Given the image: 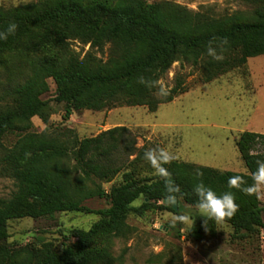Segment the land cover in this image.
<instances>
[{
    "label": "trees",
    "instance_id": "obj_1",
    "mask_svg": "<svg viewBox=\"0 0 264 264\" xmlns=\"http://www.w3.org/2000/svg\"><path fill=\"white\" fill-rule=\"evenodd\" d=\"M244 1L254 5L249 14L218 18L147 0H38L8 8L0 4V32L17 25L14 34L0 40V67L14 61L27 64L24 79L6 92L7 102L0 105L1 161L16 184L11 198L0 200V264H96L107 258L112 238L122 236L129 213L141 215L170 196L177 200L178 209L170 204L159 208L179 214L185 204L198 210L194 188L201 182L218 196L234 194L238 210L221 222L232 228L235 238L264 230L254 180L258 162L264 161V134H239L235 144L244 173L170 160L162 162L168 176L140 178L138 163L146 160L145 148H135L125 127L82 139L70 129L32 132L34 117L47 128L48 101L42 97L48 92V79L55 85L53 100L64 106L62 120L68 121L74 112L118 106L155 112L187 91L179 76L172 88L161 90L160 80L176 62L198 70L205 83L244 69L249 58L264 55V0ZM72 40L93 48L107 45L108 58L104 63L79 60L70 52ZM8 134L17 139L4 148L2 140ZM131 156L134 159L128 161ZM125 169L122 183L108 192L94 186L96 181L110 182ZM231 177L239 178L236 186L229 185ZM249 188L254 191H245ZM93 197L106 199L109 207L93 210L83 204ZM140 199L141 205L134 207ZM66 212L99 219L88 230L74 229L65 236L74 241L61 253L43 241L9 248V220L51 218ZM191 218L188 237L199 241L215 236L217 221L196 212Z\"/></svg>",
    "mask_w": 264,
    "mask_h": 264
},
{
    "label": "rangeland",
    "instance_id": "obj_2",
    "mask_svg": "<svg viewBox=\"0 0 264 264\" xmlns=\"http://www.w3.org/2000/svg\"><path fill=\"white\" fill-rule=\"evenodd\" d=\"M38 0H0L6 8L18 7ZM168 2L186 9L192 14H207L214 18L229 16L236 12L249 14L254 5L244 0H147ZM70 52L79 60H94L104 63L108 58V46L93 48L79 40L69 42ZM24 61H14L0 67V105L7 102L6 92L21 82L26 73ZM179 76L187 91L172 102L161 104L155 112L146 107L118 106L100 112H74L68 121H63L64 106L54 99L55 85L47 80L48 92L42 97L48 101L49 119L47 128L37 117L32 118L34 133L47 129L56 133L70 129L79 138L96 137L114 127H125L135 140V148L144 147L146 153L154 152L161 160L160 151L168 152L173 161L218 171L246 172L236 148V140L242 132L264 134V55L249 58L245 68L219 76L211 82H203L198 70L188 65L174 63L160 80L162 91L172 88ZM17 136L6 135L2 144L10 148ZM259 151V148L256 150ZM0 150V200H8L16 192V184L4 171ZM134 156L128 158V161ZM124 163L126 159L124 158ZM161 160V166H162ZM72 164V163H71ZM127 164V163H126ZM139 177L153 178L159 173L148 161L139 162ZM125 169L110 182L96 181L106 192L122 183ZM91 188L93 185L88 184ZM258 198L263 209L264 184H257ZM142 200L133 203L141 205ZM83 204L97 210L109 207L103 198H89ZM160 205L143 214L129 213L125 219L122 236L112 238L107 258L96 264H264V230L258 235L235 238L232 228L217 222L214 237L194 241L188 237L192 215L198 210L182 204L183 209L175 214ZM189 215V221L175 219ZM99 219L93 214L76 212L56 213L51 218H21L7 222L9 248L18 249L37 241L51 244L61 253L72 243L65 236L74 229L88 230Z\"/></svg>",
    "mask_w": 264,
    "mask_h": 264
},
{
    "label": "clouds",
    "instance_id": "obj_3",
    "mask_svg": "<svg viewBox=\"0 0 264 264\" xmlns=\"http://www.w3.org/2000/svg\"><path fill=\"white\" fill-rule=\"evenodd\" d=\"M16 24H10L5 31L0 32V40H6L9 35L14 34L16 30ZM161 160L166 163L173 157L166 151H160ZM148 161L156 168L157 172L168 176L167 169L161 166V160H157L154 152L146 153ZM238 177L229 178V185L236 186L238 183ZM254 180L257 184H264V161L258 162V170L254 174ZM172 183L171 180L168 181ZM176 190L179 191L178 186ZM245 191L252 192L254 188L245 189ZM194 192L198 197V202L195 207L198 209L201 217L206 219H212L217 222H221L225 217H232L238 210V205L235 203V197L232 192H226L223 195H217L212 189L206 187L202 182L197 184L194 188ZM169 199H173L172 196ZM177 220L189 221V215H182L175 217Z\"/></svg>",
    "mask_w": 264,
    "mask_h": 264
},
{
    "label": "water",
    "instance_id": "obj_4",
    "mask_svg": "<svg viewBox=\"0 0 264 264\" xmlns=\"http://www.w3.org/2000/svg\"><path fill=\"white\" fill-rule=\"evenodd\" d=\"M164 204H170V206L172 207L173 210H177L178 209V204H177V200L176 199H165L163 201Z\"/></svg>",
    "mask_w": 264,
    "mask_h": 264
}]
</instances>
